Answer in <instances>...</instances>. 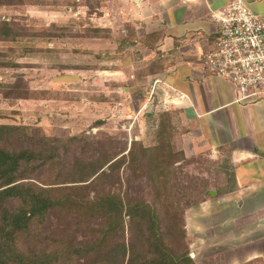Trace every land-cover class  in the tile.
I'll list each match as a JSON object with an SVG mask.
<instances>
[{
  "label": "rangeland",
  "instance_id": "374dc122",
  "mask_svg": "<svg viewBox=\"0 0 264 264\" xmlns=\"http://www.w3.org/2000/svg\"><path fill=\"white\" fill-rule=\"evenodd\" d=\"M128 1L0 0V24L8 22L15 32L0 37V124L21 125L34 140H62L58 161L64 180L83 161L108 160L82 183L85 190L72 194L110 191L147 201L165 217V228L175 227L167 243L187 251L196 264H210L209 255L222 248L209 238L212 232L225 234L226 216L218 215L219 224L212 225L215 213L207 214L199 230L194 224L201 206L206 203L208 210L216 202L213 190L230 186L232 166L224 151L183 152L180 136L188 127L173 119L178 114L168 111L164 90L153 87L164 69L161 51L146 39L144 26L137 30ZM20 142L5 147L19 149ZM28 174L40 184L37 172ZM52 174L45 179L53 180ZM83 214L48 212L19 236L20 248L38 247L46 234L68 245L93 238L103 219ZM241 224L236 218L231 226Z\"/></svg>",
  "mask_w": 264,
  "mask_h": 264
},
{
  "label": "crops",
  "instance_id": "0c3cea01",
  "mask_svg": "<svg viewBox=\"0 0 264 264\" xmlns=\"http://www.w3.org/2000/svg\"><path fill=\"white\" fill-rule=\"evenodd\" d=\"M230 0H129L137 30L161 51L164 69L155 76L154 89L164 90L170 112L187 125L180 140L187 154L226 152L233 178L225 191L213 190L216 199L198 212V230L207 214H225V234L212 232L211 245L222 248L209 255L210 264H264V99L236 101L234 86L209 75L202 55L210 48L217 23L213 11ZM252 10L264 15V0H248ZM135 24V23H134ZM139 35V32H137ZM184 139V140H183ZM183 140V141H182ZM220 211V212H218ZM223 211V213H222ZM217 214V215H216ZM236 218L242 224L232 227ZM212 227V226H210ZM207 240V241H209ZM207 258V256L205 257Z\"/></svg>",
  "mask_w": 264,
  "mask_h": 264
},
{
  "label": "trees",
  "instance_id": "16d2710c",
  "mask_svg": "<svg viewBox=\"0 0 264 264\" xmlns=\"http://www.w3.org/2000/svg\"><path fill=\"white\" fill-rule=\"evenodd\" d=\"M14 35L8 22L0 24V37ZM11 140L21 141L19 149L5 147ZM62 142L43 136L34 140L21 125L0 124V264H196L187 251H178L167 243L166 238L176 234L172 230L175 227L165 228V217L147 201L125 199L110 191L82 198L73 195L74 191L85 190L88 186L82 183L95 178L108 160L88 165L83 161L64 180L60 177L66 172L58 161ZM29 172L38 173L40 184L27 179H35ZM47 172L53 173V180L45 179ZM171 205L176 211L177 205ZM54 209L99 216L103 224L85 242L68 245L46 234L38 247L20 248L19 236L29 234L31 223H42ZM176 216L167 217L173 220Z\"/></svg>",
  "mask_w": 264,
  "mask_h": 264
},
{
  "label": "built area",
  "instance_id": "2783aa9c",
  "mask_svg": "<svg viewBox=\"0 0 264 264\" xmlns=\"http://www.w3.org/2000/svg\"><path fill=\"white\" fill-rule=\"evenodd\" d=\"M217 23L210 48L202 55V68L234 86L236 101L264 99V15L248 0H230L212 12Z\"/></svg>",
  "mask_w": 264,
  "mask_h": 264
}]
</instances>
